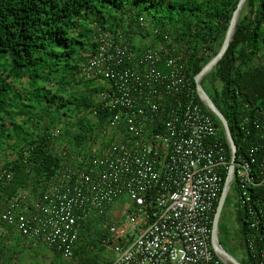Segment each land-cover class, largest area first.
Masks as SVG:
<instances>
[{"label": "built area", "instance_id": "obj_1", "mask_svg": "<svg viewBox=\"0 0 264 264\" xmlns=\"http://www.w3.org/2000/svg\"><path fill=\"white\" fill-rule=\"evenodd\" d=\"M152 34L160 42L133 46L124 26L96 28L80 74L104 85L111 142L80 170L63 166L37 194H0V226L70 258L84 222L108 215L101 241H114L117 254L108 264H225L211 232L233 158L227 194L236 193L248 260L264 264V109L243 104L233 149L195 98L189 49L169 31ZM10 177L1 171L0 187Z\"/></svg>", "mask_w": 264, "mask_h": 264}, {"label": "trees", "instance_id": "obj_2", "mask_svg": "<svg viewBox=\"0 0 264 264\" xmlns=\"http://www.w3.org/2000/svg\"><path fill=\"white\" fill-rule=\"evenodd\" d=\"M237 3L0 0V142H6L14 153L0 166V172L11 173L0 194L10 196L22 190L37 194L63 166L80 170L98 154L83 150L86 141L92 145L101 134L106 136L102 146L111 142L113 130L108 121L113 112L104 109L98 99L104 85L80 74L82 52L90 48L97 27L113 30L124 26L128 44L133 46L147 38L160 42L152 34L154 28L169 31L189 49L186 75L199 100L194 76L218 52ZM140 16L146 20L144 27L137 22ZM201 84L227 120L238 145V115L243 104L264 109V0H246L232 41ZM210 114L223 134L221 123ZM106 219L88 218L81 232H90ZM239 220L241 224V213ZM240 229L244 247L245 227ZM100 234L101 241L107 231ZM85 249L81 264L89 260ZM240 262L251 264L246 254L245 262Z\"/></svg>", "mask_w": 264, "mask_h": 264}, {"label": "rangeland", "instance_id": "obj_3", "mask_svg": "<svg viewBox=\"0 0 264 264\" xmlns=\"http://www.w3.org/2000/svg\"><path fill=\"white\" fill-rule=\"evenodd\" d=\"M144 16L147 20H151L149 14L148 15L144 14ZM85 52L86 50L83 51L82 54ZM206 85L204 84V87L207 89ZM100 135L92 145L89 140L86 141L85 144L83 145V150L92 151L94 153H100L101 150L103 149L101 142L103 140H106V136L102 135L101 137ZM13 154L14 153L12 149H10L7 146L6 142H0V166L3 164L6 158L7 159L13 158L14 156ZM236 206H237L236 193L233 189H231L226 195L225 201L222 205L218 217V236L224 248H228L230 250L229 252L239 261L245 262V250L240 243V240L242 239V233L240 229L239 213L236 210ZM108 217L109 216L107 215L106 218ZM106 220L102 221L101 223L97 222L95 224V227L93 225V230L89 229L91 233L87 231L81 232L80 240L79 242H77V245L75 246L73 251V255L70 258L65 257L61 254L57 255V253L54 256V253H52L51 254L52 256L50 257L51 263L45 262L46 259L42 257L40 260L41 262L40 264H81L82 263L81 257L83 255L85 256V254L81 252L85 248L89 258V260H87L85 264H104V261L114 260L115 257L117 256V254L114 253L112 247L114 241H111V243L109 244H104L102 243V241H100L101 231L106 230ZM228 239H229V243H227L226 241ZM78 248H80L79 250L82 251L78 252L77 251Z\"/></svg>", "mask_w": 264, "mask_h": 264}, {"label": "water", "instance_id": "obj_4", "mask_svg": "<svg viewBox=\"0 0 264 264\" xmlns=\"http://www.w3.org/2000/svg\"><path fill=\"white\" fill-rule=\"evenodd\" d=\"M245 2L246 0H238L237 6L232 13L229 25L224 35V39L222 41V44L218 52L194 76L196 93L199 99L203 102V104L207 107V109L210 110V112H212L213 115L221 123L223 131L228 141L231 143L233 149H235V145H234V141L231 136L230 130L228 128L227 120L225 119L221 111L216 107V105L213 103V101L209 97L208 93L203 88L201 84V80L206 74H208L215 67L217 62L222 58V56L226 52L230 42L233 39L235 30L237 27V23H238L240 14H241V10ZM232 173H233V158L230 160L229 174L225 180L224 187L220 194V198L217 203V208L215 210L213 224H212V232H211V246L214 252L216 253V255L219 256L224 261L225 264H242L236 257H234L230 252H228L226 248H224V246L219 241V236H218V217H219L220 210L222 208V205L227 195Z\"/></svg>", "mask_w": 264, "mask_h": 264}, {"label": "crops", "instance_id": "obj_5", "mask_svg": "<svg viewBox=\"0 0 264 264\" xmlns=\"http://www.w3.org/2000/svg\"><path fill=\"white\" fill-rule=\"evenodd\" d=\"M226 241L229 243V239ZM52 253L56 255L54 249L24 238L13 229L0 226V264H40L42 257L46 259L45 262L51 263Z\"/></svg>", "mask_w": 264, "mask_h": 264}]
</instances>
